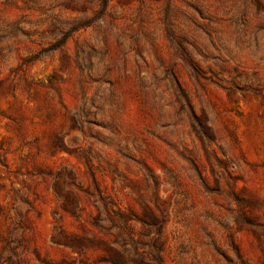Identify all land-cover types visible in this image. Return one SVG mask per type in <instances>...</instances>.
I'll use <instances>...</instances> for the list:
<instances>
[{
	"label": "rangeland",
	"instance_id": "1",
	"mask_svg": "<svg viewBox=\"0 0 264 264\" xmlns=\"http://www.w3.org/2000/svg\"><path fill=\"white\" fill-rule=\"evenodd\" d=\"M0 264H264V0H0Z\"/></svg>",
	"mask_w": 264,
	"mask_h": 264
}]
</instances>
